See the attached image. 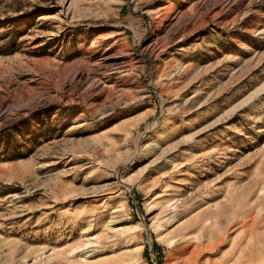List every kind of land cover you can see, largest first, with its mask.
<instances>
[{"label": "rangeland", "instance_id": "1", "mask_svg": "<svg viewBox=\"0 0 264 264\" xmlns=\"http://www.w3.org/2000/svg\"><path fill=\"white\" fill-rule=\"evenodd\" d=\"M0 264H264V0H0Z\"/></svg>", "mask_w": 264, "mask_h": 264}, {"label": "bare ground", "instance_id": "2", "mask_svg": "<svg viewBox=\"0 0 264 264\" xmlns=\"http://www.w3.org/2000/svg\"><path fill=\"white\" fill-rule=\"evenodd\" d=\"M85 250L83 249V250H74L73 252H72V254L71 255H75V254H81V253H83ZM90 253L91 252H85V253H83L82 254V256L85 258V259H88V258H90L92 255H90Z\"/></svg>", "mask_w": 264, "mask_h": 264}]
</instances>
